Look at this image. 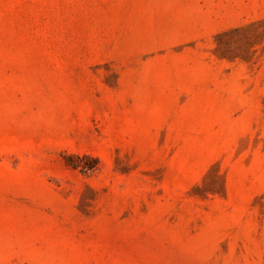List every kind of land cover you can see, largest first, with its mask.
<instances>
[{
    "label": "rangeland",
    "instance_id": "374dc122",
    "mask_svg": "<svg viewBox=\"0 0 264 264\" xmlns=\"http://www.w3.org/2000/svg\"><path fill=\"white\" fill-rule=\"evenodd\" d=\"M0 264H264V0H0Z\"/></svg>",
    "mask_w": 264,
    "mask_h": 264
}]
</instances>
